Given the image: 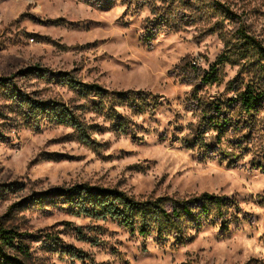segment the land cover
I'll use <instances>...</instances> for the list:
<instances>
[{
    "label": "rangeland",
    "instance_id": "374dc122",
    "mask_svg": "<svg viewBox=\"0 0 264 264\" xmlns=\"http://www.w3.org/2000/svg\"><path fill=\"white\" fill-rule=\"evenodd\" d=\"M248 91L264 98V0H0V226L26 250L8 256L264 264V99L247 111L235 97ZM84 184L140 201L209 194L229 212L141 236L76 214L62 194Z\"/></svg>",
    "mask_w": 264,
    "mask_h": 264
},
{
    "label": "trees",
    "instance_id": "16d2710c",
    "mask_svg": "<svg viewBox=\"0 0 264 264\" xmlns=\"http://www.w3.org/2000/svg\"><path fill=\"white\" fill-rule=\"evenodd\" d=\"M241 34L247 43L263 49L254 38L247 36L244 32ZM205 80H208V76ZM95 89L105 92V89L100 86H95ZM119 95L120 99H125V103L131 105V108L138 107L137 110L143 109L148 104L147 98L137 97L138 95L133 97L134 94L131 92L119 93ZM236 99L247 111H251L260 105L264 98L261 94L248 91L242 93L239 98L235 97ZM24 103L25 105L29 104V102ZM45 105L47 104L38 103L34 108L39 110ZM48 106L51 107V110L55 109V105ZM102 107L103 104L99 106V108ZM54 114L61 121H69L79 131L83 130L80 122L69 115L68 110L63 111L56 108ZM221 123L219 120L211 122L212 127L217 129L221 127ZM117 128L125 132V126L121 123L117 125ZM62 196L73 205L76 214L94 219L112 218L130 232L138 233L141 236H148L153 231L165 238L183 236L187 233L189 225L201 227V219H224L229 212L227 199L209 194H203L193 200H173L171 197H166L140 201L128 196L123 191L95 188L84 184L69 189ZM19 238V233L0 226L1 264H23L17 258H12L7 254L8 250L26 251L25 245ZM79 254L74 252L71 253V256L77 258L80 257Z\"/></svg>",
    "mask_w": 264,
    "mask_h": 264
}]
</instances>
